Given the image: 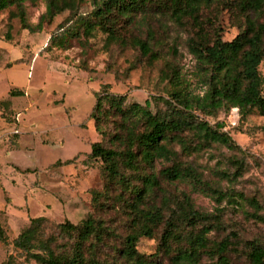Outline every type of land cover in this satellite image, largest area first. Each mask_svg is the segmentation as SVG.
<instances>
[{"label": "rangeland", "instance_id": "374dc122", "mask_svg": "<svg viewBox=\"0 0 264 264\" xmlns=\"http://www.w3.org/2000/svg\"><path fill=\"white\" fill-rule=\"evenodd\" d=\"M25 6L31 23L35 24L42 18L43 32L23 33L17 20L9 21L11 29L8 32L7 11H2L0 35H16L18 40L27 46V50L25 48L22 53L25 67L19 74L25 82L26 72L29 71L30 86L25 94L22 92L21 95L24 96H19L9 106L8 114L9 118H14L20 123V136L32 135L33 132L35 145L33 150H26V144L23 143L26 137L21 136L23 145L18 147L13 143L7 147L12 152L10 156L4 151L6 144L1 145L0 210L6 209L8 223L20 220L21 224H24L26 209H29L33 217L44 215L48 219L44 227V238L52 235L56 237V245L61 247L60 251L68 248L71 240L59 235L55 228L56 223L67 220L78 224L90 215L93 219L101 221L110 231L103 243L98 245L97 257L103 262L120 263L121 260L116 259L119 258L117 252L124 248L125 237L133 230L129 212L133 198L124 191L122 197L118 198L120 190L110 186L111 197L97 196V201L93 203V194L103 193L107 180L100 161L95 160L88 164L83 162L90 151L91 143L102 140L105 148H123L116 139L118 135H122L116 130L119 119L109 117L108 123L101 125L105 130L101 138L95 132L89 114L96 102V93L101 91L104 85H109V93L126 97L124 107L133 103L145 106L147 102V107L153 114L168 115L173 107L179 108L171 96V68L180 72L190 93L201 96L204 87L195 77L196 61L187 49L191 29L172 24L162 27L156 19L150 20V28L163 44L158 48V57L151 54L143 57L133 47L109 42L106 34L97 29L87 44L84 42L86 37L78 30V38H62L59 45H66L65 50L62 45L57 48L48 47L46 50L44 48L49 35L71 14L68 11L46 14L43 0H37L35 5L26 3ZM91 9V0H82L77 15L84 16ZM206 15L209 13L205 12L204 16ZM213 20L221 24L224 41L232 40L238 33L236 27L241 21L235 13L225 11L220 14L218 11ZM145 28L140 31L133 29L132 32L144 39ZM259 73L264 78V60L259 66ZM194 116L212 127L220 124L221 131L226 133L238 148L229 149L211 143L197 145L195 136L189 131L181 134L187 145L184 150L181 144L171 142L168 147L176 152V161L191 168L204 186L194 185L189 179L169 182L159 178L160 188L164 190L168 200V207L164 208V220L154 231L152 238H139L136 250L145 258H155L157 255V264H169V253L177 246H187L196 232L195 229L184 228L179 243H170V251H158L164 222L168 219L170 211L188 198L195 210L209 215H220V227L209 235L211 241L238 238L234 243L238 253H230L232 264H249L243 244L255 241L264 248V221L251 217L255 210L258 215L264 217V116L253 111L242 119L237 109H232L229 113H195ZM74 157L77 158L72 165L49 167L58 161ZM170 165V162L156 161L154 171L157 174ZM14 166L31 168L34 172L27 176L17 174ZM121 171L130 185L140 188L141 183L136 174L124 169ZM147 172L149 173V170ZM30 183H35L33 188H29ZM208 188L221 191L226 197L216 200ZM29 189L31 192L35 191V197L27 192ZM25 193L27 202L22 199ZM239 194L246 201L235 196ZM252 200L258 207L251 205ZM150 204L164 206L162 193L156 191L155 195L147 200L146 206ZM2 214L0 211V220L4 218ZM3 221L6 222V219ZM15 234L14 230L10 229L9 235L13 237ZM9 252L8 244L0 245V264ZM213 262L210 257L202 256L199 264Z\"/></svg>", "mask_w": 264, "mask_h": 264}, {"label": "trees", "instance_id": "16d2710c", "mask_svg": "<svg viewBox=\"0 0 264 264\" xmlns=\"http://www.w3.org/2000/svg\"><path fill=\"white\" fill-rule=\"evenodd\" d=\"M43 1L46 14L63 11L71 14L49 35L44 48L46 50L48 47L61 46L62 38H78V30L86 37L84 42L87 44L97 29L106 34L109 42L133 47L143 57L149 54L158 57V48L163 44L150 28V20L156 19L162 27L168 24L189 27L191 35L187 39V49L196 61L195 77L204 87V92L201 96L190 93L180 72L171 68V96L179 108L173 107L168 115L153 114L147 102L145 106L133 103L124 107L126 97L109 93V85H104L96 93V102L89 114L94 130L103 137L105 130L101 125L108 123L109 117H117L119 122L116 130L122 135L116 139L123 148H105L102 140L91 143L83 162L100 161L107 180L104 192L93 194V203L97 201V196L111 197L110 186L120 190L118 198L122 197L123 191L133 198L129 205L133 230L125 237L124 248L117 252L119 258L116 259L121 260L120 263L103 262L97 257L96 249L110 231L101 221L89 215L78 224L67 220L56 223L59 235L71 240L68 248L61 251V247L56 245V237L52 235L44 238V227L48 222L44 216L29 219L27 227L10 243L6 231L0 225V242L11 245L10 252L1 264H157V255L155 258H145L137 252L136 244L141 237L152 238L154 231L163 223L168 200L160 188L159 178L169 182L189 179L194 185L204 186L191 168L176 161V152L168 145L177 142L184 150L187 145L181 134L189 131L195 136L197 145L211 143L236 149L238 146L221 131L220 124L212 127L205 121L197 120L194 114L207 115L214 111L229 113L237 109L242 119L253 111L264 116V78L259 73V66L264 60V0H91L92 9L84 16L77 15L82 0ZM26 3L35 5L37 0H0V12L7 11L8 32L11 20H17L20 30L28 34L43 32L42 18L35 24L29 21ZM218 11L220 14L225 11L235 13L241 21L236 27L238 33L230 41L223 40L221 24L213 20ZM205 12L209 15L204 16ZM143 27H146L144 39L132 32L133 29L140 31ZM65 46L62 45V49L65 50ZM20 94V91L10 92V96ZM76 158L58 161L49 167L69 166L74 164ZM156 161L170 162L171 165L156 174ZM122 169L137 175L140 188L130 185ZM207 190L212 192L216 200L226 197L221 191ZM156 191L162 193L164 206H146L147 200ZM235 196L246 201L240 194ZM251 202L252 206L258 207L254 200ZM219 217V214L209 215L195 210L189 199L185 198L170 211L164 222L158 251H170V243H179L183 229L191 228L196 232L189 244L177 246L169 253V264H199L202 256L213 259V264H232L230 253H238L234 245L238 238H224L219 242L209 238L220 227ZM251 217L264 221V217L258 215L256 210ZM243 246L249 264H264V248L259 243L247 241Z\"/></svg>", "mask_w": 264, "mask_h": 264}, {"label": "crops", "instance_id": "0c3cea01", "mask_svg": "<svg viewBox=\"0 0 264 264\" xmlns=\"http://www.w3.org/2000/svg\"><path fill=\"white\" fill-rule=\"evenodd\" d=\"M23 33H26L23 31ZM19 35V34H18ZM27 50V46L21 43V41L18 40L16 35H0V150L2 148V144L5 145V153L7 156L11 155V150L7 147H10L11 144L15 143L18 147L20 144H22V138L26 137V141H23V143L26 144L24 146L26 150H33L35 145V137L33 135H21L23 136L21 138L20 136V123L16 122L14 118H9L8 114V108L9 106L14 103L15 99H17L19 96L24 95H14L10 96L11 91H20L25 94L26 90L29 88V71L26 72V81L24 82L22 80L21 75L19 74V71L23 72V67H25V59L22 55L24 50ZM29 70V67H28ZM34 127V124L32 128ZM3 142V143H1ZM23 145V144H22ZM64 162V161H61ZM3 165H6V163H3ZM13 165V164H12ZM2 165L0 164V167ZM15 167V172L17 174H21L24 176H27L31 174V172H34L31 170V168H20L18 166ZM1 183V182H0ZM35 183H30L29 188H33ZM29 192L32 197H35V191L31 192V189H29ZM26 192V193H27ZM26 193L23 194V200L27 202ZM2 215H4V218L0 220V225L2 228L6 231L8 242L10 243L13 239H15L20 232L27 227L29 223V219L36 218L40 216L33 217L30 215L29 209H26V213L24 216L25 223L21 224L20 220H14L11 221V223H8L9 216L8 214H5L7 211L6 209L0 210ZM45 217V216H44ZM6 219V222L3 221ZM23 220V219H21ZM10 229L14 230L15 236L11 237L9 235ZM0 245H6L0 242ZM9 249L11 250V245L8 244Z\"/></svg>", "mask_w": 264, "mask_h": 264}]
</instances>
